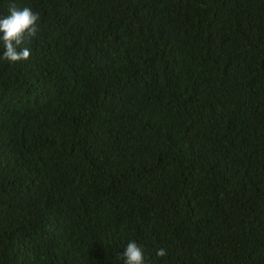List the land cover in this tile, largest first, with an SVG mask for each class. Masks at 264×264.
<instances>
[{
	"label": "trees",
	"instance_id": "trees-1",
	"mask_svg": "<svg viewBox=\"0 0 264 264\" xmlns=\"http://www.w3.org/2000/svg\"><path fill=\"white\" fill-rule=\"evenodd\" d=\"M13 4L0 264H264V0Z\"/></svg>",
	"mask_w": 264,
	"mask_h": 264
},
{
	"label": "clouds",
	"instance_id": "clouds-1",
	"mask_svg": "<svg viewBox=\"0 0 264 264\" xmlns=\"http://www.w3.org/2000/svg\"><path fill=\"white\" fill-rule=\"evenodd\" d=\"M39 14L29 7L16 8L13 4L9 8V14L0 16V41L3 42L4 52L0 59L9 62L27 61L31 50L21 47L26 39L33 38L39 31ZM159 257H164L166 251L159 249ZM123 264H145L144 252L134 241H130L121 253Z\"/></svg>",
	"mask_w": 264,
	"mask_h": 264
}]
</instances>
